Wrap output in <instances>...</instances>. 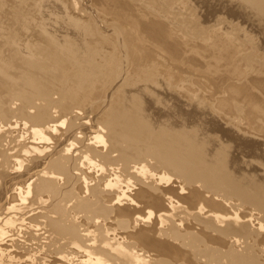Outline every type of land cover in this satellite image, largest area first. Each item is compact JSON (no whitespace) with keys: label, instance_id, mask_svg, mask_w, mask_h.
Segmentation results:
<instances>
[{"label":"bare ground","instance_id":"1","mask_svg":"<svg viewBox=\"0 0 264 264\" xmlns=\"http://www.w3.org/2000/svg\"><path fill=\"white\" fill-rule=\"evenodd\" d=\"M240 1L264 20V0ZM78 18L84 39L44 23L0 43V264H264L259 188L208 160L186 126H155L141 96L95 113L121 49L92 45L101 30Z\"/></svg>","mask_w":264,"mask_h":264},{"label":"rangeland","instance_id":"2","mask_svg":"<svg viewBox=\"0 0 264 264\" xmlns=\"http://www.w3.org/2000/svg\"><path fill=\"white\" fill-rule=\"evenodd\" d=\"M74 1L1 0L0 43L6 47L4 42L7 37H4L9 38L10 35L18 33L17 36L21 35L23 38H29L33 34L38 37L41 32L39 24L44 23H48V28L54 30L52 32H62L60 36L84 39L86 36L81 28L72 24L83 20H73L71 23V19L80 16L78 19L94 20L101 30L98 35L101 37L95 38L96 41L92 38V45L101 48L99 50L111 52L112 44L117 42L122 55L119 60L122 69L121 65L109 68L111 75L101 79L103 82L106 80L105 86H110L104 95L107 94V101L97 103L95 113L102 110V114L111 106L114 98L124 104L123 101L130 96L125 101L128 105L138 98L136 95L139 96L138 99L142 97V107L146 109L148 119L155 126L168 124L169 130L174 132L186 128L182 132L187 133L189 130L186 135L197 138L203 151L207 147L205 150L208 153L205 151V155L208 160H225L224 163L228 162L225 164L226 170L236 177L234 179L238 183L241 182L240 184L249 187L251 191L259 188L263 195V18L240 0H78L77 6H74ZM23 14L31 17L29 26H25L27 20L25 16H21ZM69 15L74 17L70 18ZM127 61L131 63V67H127ZM136 64L138 68H134ZM143 69L150 70L157 78L141 81L139 76L143 75L140 74ZM131 95L135 99H131ZM250 178L257 181L253 184ZM15 182L16 180L12 181ZM246 241L250 242L251 239ZM259 246L261 249L257 254L260 256L259 261L263 262L264 245ZM239 249L246 248L242 245ZM218 254L217 252L212 257L208 255L201 260L203 263L209 258L214 260ZM225 261L223 259L222 263ZM212 264L219 263L213 261Z\"/></svg>","mask_w":264,"mask_h":264}]
</instances>
